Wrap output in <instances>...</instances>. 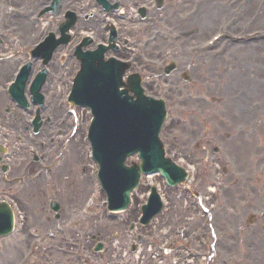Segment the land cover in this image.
<instances>
[{
    "label": "rangeland",
    "instance_id": "obj_1",
    "mask_svg": "<svg viewBox=\"0 0 264 264\" xmlns=\"http://www.w3.org/2000/svg\"><path fill=\"white\" fill-rule=\"evenodd\" d=\"M177 1V0H176ZM192 1L194 0H183L181 3L178 4L176 10V13L181 16L182 12L187 11L192 6ZM217 3H212L208 8H205L203 13L205 12V16L210 10L215 9V5ZM175 5V3H174ZM248 34L252 29H259L262 28L260 24L255 25L254 27H251V22L255 19H263L264 20V0H248ZM198 16L197 22L195 25L200 24L202 21V16ZM214 20V19H213ZM212 19L210 21H207L203 26L206 27V33H204L202 39L208 38L210 35L215 33L217 31V27L220 24L219 20L213 21ZM213 21V22H212ZM259 31L262 33V30L259 29ZM249 37V36H248ZM14 38L16 39L17 36L15 35ZM253 46L248 48V56L246 57V64H247V79H244L240 75L243 74L238 70L239 62L236 61L235 67H232V71L229 73V71H226L225 75H223V78L230 74V77L225 78L226 84H224V80L220 83V89L218 92L214 93V95H217L218 97H224L225 98V106L220 105L218 106L220 109L221 114H219L218 110H215L216 113L215 116L219 119H224L228 121V119H231L234 115V113H239L238 110H236L234 107H239L240 105H246V110H244V114L246 118L248 119V122L252 124L253 126H248V138L251 139L250 145H248V151H252V153H263L264 152V131L262 126L261 128L259 126H255L254 123H259L260 121L264 120V47L262 46V42H254L252 43ZM208 71L205 72L206 79L209 80ZM240 74V75H239ZM249 78V81H248ZM248 81V82H247ZM230 85V87H229ZM212 87H216L215 84L212 85ZM248 90L253 91L251 92L253 96H251L250 99H248ZM209 94V93H208ZM207 96V93H206ZM199 110H192L190 108H183L180 113L185 114L188 118L193 112H198ZM197 116V114H196ZM228 128V127H227ZM181 129L186 131V136H180L178 137L180 142H176V144L179 146L178 148L184 149L188 151V157H186L187 160H189V163L194 164L198 157L195 156L194 158L192 155V148L190 145H185V142L189 138H192L194 135V132L190 127L182 126ZM168 138L170 139V142L174 141L172 135H168ZM172 145V144H171ZM245 145V142L244 144ZM175 150H178V148L172 147ZM198 151H195V154H197ZM237 158L239 157V154L236 155ZM180 161L182 163H185L182 159V156L179 155ZM241 160H244V156L240 155L239 157ZM260 160L259 162H261ZM246 172V171H245ZM226 185L230 184L235 180L233 176H231V179L225 178ZM255 179L252 177L251 185L249 186L250 189L253 192V196L250 199L249 203H244L238 200V194H234V198H229V192H227V195H229L228 202L220 201L218 203L219 207V216L217 219L219 221H222V218L224 217V214L227 215L230 212V215H232V218L235 219L238 225H236L234 228L238 229L241 227L242 220L238 222L242 216H247L248 209H260L264 210V179L261 180L260 183L255 184ZM237 182V181H236ZM235 182V183H236ZM248 185V179H246L245 182ZM215 199H211V202H214ZM235 202V203H234ZM239 204L237 207L235 205ZM40 205L36 206V209L38 210ZM173 206V208H172ZM67 207L70 208L71 213H74L77 211V205L73 206L67 205ZM170 207V209H169ZM260 207V208H259ZM169 209V210H168ZM168 211V212H167ZM188 209L184 207L182 202H179V198L176 200L174 199L169 204L167 210L165 211L166 214H188ZM30 220H34V218L31 216L29 217ZM259 224L261 228L264 226V216L259 220ZM93 225H95V228L99 229H119L121 228V224H118L117 222L108 221L104 225H98V223L93 222ZM230 227L225 228V230H228ZM264 235V234H262ZM260 244L262 248L264 249V237L260 238Z\"/></svg>",
    "mask_w": 264,
    "mask_h": 264
},
{
    "label": "water",
    "instance_id": "obj_2",
    "mask_svg": "<svg viewBox=\"0 0 264 264\" xmlns=\"http://www.w3.org/2000/svg\"><path fill=\"white\" fill-rule=\"evenodd\" d=\"M143 117H144V115L141 113L138 114L134 118L132 116H130L129 119L126 121V123H127L126 126H129L131 129H133V128L135 129L136 126H139L142 124V126H139V128L142 129L144 127V124L141 121ZM123 125H125V124H123ZM158 127H159L158 125L155 126V124H154L152 126L153 130H151V133H150V130L148 131V135L146 138L147 143H148V145L152 146V151L154 152V154L147 155V157H146V155H143L145 160H146V163L148 165L145 170H153L155 168L165 169V167L163 166V162H162L163 161L162 160V150L160 149L159 144H157L155 141V135L158 131ZM109 130H112V132ZM109 130H106L107 133L114 135L116 129L113 128V129H109ZM142 143H143V141H141V145H142ZM149 159H151L152 161ZM122 172L124 175H129V176L126 177L127 180L123 184H122V181H118L119 183L117 184V187L120 188V190L125 194V196H127L128 191L135 186L137 179H138V176L129 170H127V171L124 170ZM5 226H2L0 228V231H2L5 228Z\"/></svg>",
    "mask_w": 264,
    "mask_h": 264
}]
</instances>
